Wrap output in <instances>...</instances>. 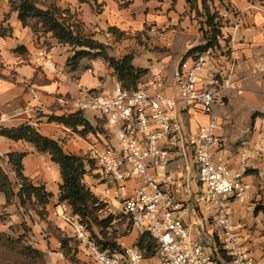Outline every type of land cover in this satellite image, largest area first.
<instances>
[{
  "label": "crops",
  "instance_id": "0c3cea01",
  "mask_svg": "<svg viewBox=\"0 0 264 264\" xmlns=\"http://www.w3.org/2000/svg\"><path fill=\"white\" fill-rule=\"evenodd\" d=\"M51 4L75 14L83 33L109 47L111 57L120 60L132 55L133 66L148 71L147 80L162 75L170 84L180 61L186 59L192 49L205 43L202 29L206 31L207 26L201 24L205 22L202 0H195L193 6L188 0H95L90 3L53 0ZM208 5L212 13L222 15L232 11L243 16L238 31H233L230 25L222 32L234 40V49L241 62L236 76L246 78L240 83L245 93L241 96L231 93L226 108L218 109L222 119L218 132L221 140L219 153L228 168L238 173L242 146L254 143L261 134L264 138V123L261 121L264 117V98L261 94L264 85L261 77L252 75L253 63L264 55V0H209ZM39 7L48 8L40 4ZM221 45L224 46V41ZM20 48L23 50H18ZM44 50L49 52L47 59L54 67L52 71L44 66L43 59L39 57ZM73 54L70 46L60 45L51 34L35 35L31 29L23 27L19 14L11 10L9 1L0 0V131L30 124L42 135L58 141L65 153L85 156L84 145L69 135L68 128L49 121L51 116L61 117L77 112L73 103L62 107L57 99L66 96L77 102L83 91H90L88 87H95L103 80L104 88L99 93H111L119 82L114 70L102 59H84L76 70H72L68 60ZM252 113L253 118L250 116ZM248 116L250 119H244ZM241 118L243 123L238 120ZM182 120L186 129L193 133L207 123L206 115L197 108L183 113ZM233 127L238 130H233ZM13 152L26 155L23 160L24 175L34 185L45 186L54 198L47 207L46 220L41 221L34 213L35 222L32 223L31 216L25 215L20 208L18 197L7 205L6 196L0 193V233L23 230L22 225L26 223L32 229V238L37 243L35 246L45 255L47 264H73L58 248L59 236L74 237L72 228L60 217V167L52 161L50 154L38 152L33 145L0 136V159H3L1 166L4 170L3 161ZM176 161L171 168L176 178H198L196 169L188 172L181 160ZM251 164V169L243 177L252 186L249 199L233 201L231 216L233 222L242 227L245 247L254 254L259 264H264V214L256 213L258 206H264V156ZM8 176L16 183L13 172ZM88 176H85L84 182L89 187L95 179ZM193 188L196 192L200 190L198 185ZM18 191L15 185V192ZM187 218L196 220L192 206ZM205 219L207 221V215ZM214 229L213 224L207 226V233H212ZM80 255L76 258L88 263L91 261L90 257L83 255L81 258Z\"/></svg>",
  "mask_w": 264,
  "mask_h": 264
},
{
  "label": "built area",
  "instance_id": "2783aa9c",
  "mask_svg": "<svg viewBox=\"0 0 264 264\" xmlns=\"http://www.w3.org/2000/svg\"><path fill=\"white\" fill-rule=\"evenodd\" d=\"M220 17L224 27L241 28V13L227 11ZM223 40H228L223 51L209 48L180 61L170 84L155 75L132 90L118 83L111 93L83 91L77 102L66 96L57 99L62 107L73 103L77 112L101 114L108 135L97 134L86 142L85 157L94 162L99 177L89 189L100 201L117 205L139 236L147 234L159 245L154 260L136 248L101 250L63 203L60 217L88 250L89 264H259L245 247L242 227L233 222L231 206L233 201L249 199L252 186L243 177L251 163L264 156V138L261 134L254 143L242 146L238 173L228 168L219 153L222 119L218 109L226 108L231 93H245L240 83L246 80L236 76L241 62L233 38L224 35ZM48 54L44 50L39 57L52 71ZM252 75L261 77L264 85V55L253 63ZM261 94L264 98V88ZM191 108L207 117L206 125L195 133L182 120ZM113 131L118 146L108 139ZM177 159L186 171L196 169L198 178H176L171 168ZM3 164L6 173H12L7 161ZM194 185L200 188L198 192ZM191 206L195 221L187 218ZM211 224L215 229L208 234Z\"/></svg>",
  "mask_w": 264,
  "mask_h": 264
},
{
  "label": "trees",
  "instance_id": "16d2710c",
  "mask_svg": "<svg viewBox=\"0 0 264 264\" xmlns=\"http://www.w3.org/2000/svg\"><path fill=\"white\" fill-rule=\"evenodd\" d=\"M11 10L19 14V20L23 27L29 28L35 35L40 33L51 34L60 45H67L73 49V56L68 60V66L76 70L84 59L97 60L102 59L114 70L119 83L128 90L136 89L139 81L148 73L147 70L133 66V56H126L117 60L110 56L109 47L83 33L81 23L76 19L68 9H62L56 5H50L47 9H42L36 0H8ZM95 0H79L80 3L93 2ZM209 0H202L203 11L206 17L207 30L204 32V45L192 49L186 58L197 56L209 48L222 50L220 39L223 40L224 23L218 12L212 13ZM193 6L195 0H188ZM4 29L1 28V31ZM2 33V32H1ZM4 35V31L2 33ZM226 43L228 40H223ZM224 42V43H225ZM18 50H23L20 48ZM86 112H76L74 114L61 117L51 116L50 122L64 125L74 133L84 136L91 134L97 136L98 128L86 118ZM105 125V121L102 120ZM106 126V125H105ZM103 132V131H100ZM0 136L7 137L16 142L22 141L33 145L38 152L50 154L52 161L56 163L61 170L62 184L58 201L60 204H67L73 215L77 216L81 223L87 228L91 238L101 250L110 252H124L117 240L110 239L103 233L104 239L95 240L91 233L95 226L104 232L111 227L113 217L100 219L99 212L103 205L91 192L84 182L85 176L89 170L95 167L92 160L86 157H80L65 153L63 147L58 141L42 135L34 126L23 124L18 128L0 131ZM24 153L13 152L7 155V163L11 171L15 174L16 183H13L6 171L1 166L0 159V193L7 198V205H11L13 199L18 197L20 208L24 214L29 216L30 212L35 213L41 221L46 220L48 216L47 207L54 198V195L46 191L45 186H36L24 175L25 158ZM15 185L19 191L15 192ZM264 214V206H258L256 213ZM32 223L34 219L31 217ZM131 227V225H130ZM102 234V233H101ZM64 255L71 263H80L76 258L77 253L71 248L70 239L59 236ZM136 249L143 253L146 259L154 260L159 249L158 243L151 239L147 234L140 236L136 244ZM27 253H31L39 260H44L45 255L37 250L27 248Z\"/></svg>",
  "mask_w": 264,
  "mask_h": 264
},
{
  "label": "rangeland",
  "instance_id": "374dc122",
  "mask_svg": "<svg viewBox=\"0 0 264 264\" xmlns=\"http://www.w3.org/2000/svg\"><path fill=\"white\" fill-rule=\"evenodd\" d=\"M36 2L38 4H40L41 6H47L49 7L50 5H53L51 3H53V0H36ZM205 18V22H206V17ZM202 22V26H204V23ZM206 25V24H205ZM71 48V47H70ZM147 80V78L143 77L137 87L139 86V84L145 82ZM104 82L105 80H103L102 82L97 83V85L95 87H88L90 91H100L101 88H104ZM121 84V83H120ZM136 87V88H137ZM254 113H252L250 116L251 118H253ZM250 116H248V118H244V119H250ZM101 114L97 113V112H89L88 114H86V118L91 121V123H93L97 128H98V134H100L101 136L108 135V131H106V126L104 125V122L102 121V119L100 118ZM243 118L238 119L240 121V123L244 122V119L242 121ZM250 121V120H249ZM222 126V124H221ZM225 126H230V125H225ZM223 126V128L225 127ZM246 129V127L244 128ZM233 130H238L237 127H233ZM103 131V132H100ZM69 135L71 137H73L76 141L82 143L84 145V149H83V153L84 155H86L87 153V143L86 142H91V134L84 136L78 133H74L71 129H69L68 131ZM114 136L113 137H108V139L112 140V144L114 146H118L119 144V140L117 135H115V132L113 131ZM88 140V141H87ZM85 157V156H84ZM89 176L88 178H96L98 179V174H97V169L96 167H94L92 170H89ZM98 199V198H97ZM99 203L102 204L104 207L103 209L99 212V216L100 219H106L108 217H113V223L111 225V227L107 230H104V232H102L101 229L93 226L92 227V231L91 233L93 234V237L95 238V240H102L104 239L103 233H105L107 235L108 238L110 239H114L117 240V242L121 245L122 248H136V244L138 242V239L140 238V236L133 231V229L130 227V224L127 220V218L121 213L120 209L118 208L117 205H114L113 202H109L105 203L102 202L98 199ZM70 214H72V212L70 211ZM235 217V215H234ZM81 223V221H80ZM23 230L20 231H11L8 234H4V233H0V264H47V260L44 258V260H39L36 256H34L31 253H27L25 249L27 248H33V249H38L37 246H35V244H37L34 240H33V236H32V229H30L27 224H23L22 225ZM102 233V234H101ZM73 238H69L70 239V246L71 248L77 253V255L81 254L80 257L82 258L83 255H85V257H89V253L88 250L83 247L80 243V241L77 239V237L75 236V234ZM67 237V236H66ZM61 251L62 250V245L60 243V246L58 247ZM64 253V251H63ZM158 253V252H157ZM79 259L80 263L77 264H89L88 262H86V260H81L79 257H77Z\"/></svg>",
  "mask_w": 264,
  "mask_h": 264
}]
</instances>
